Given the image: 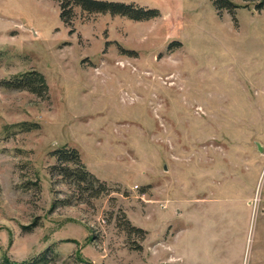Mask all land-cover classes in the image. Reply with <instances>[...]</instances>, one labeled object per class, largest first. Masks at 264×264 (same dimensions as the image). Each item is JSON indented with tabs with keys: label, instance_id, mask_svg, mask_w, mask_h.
<instances>
[{
	"label": "rangeland",
	"instance_id": "1",
	"mask_svg": "<svg viewBox=\"0 0 264 264\" xmlns=\"http://www.w3.org/2000/svg\"><path fill=\"white\" fill-rule=\"evenodd\" d=\"M123 1L160 14L0 0V261L264 264V4ZM30 68L46 95L2 83ZM64 143L103 190L52 168Z\"/></svg>",
	"mask_w": 264,
	"mask_h": 264
},
{
	"label": "trees",
	"instance_id": "2",
	"mask_svg": "<svg viewBox=\"0 0 264 264\" xmlns=\"http://www.w3.org/2000/svg\"><path fill=\"white\" fill-rule=\"evenodd\" d=\"M215 8L219 13L227 10L233 15L234 23L237 20L234 16L235 8L238 6H247V2L252 1L255 9L263 7L264 0H243L244 3H238L234 0H212ZM59 16L65 24H70L78 7L80 11L91 12H108L112 15H121L133 20H145L153 18L160 14L157 7L140 5L133 1L123 0H58ZM2 83L7 87L26 89L36 95H46L48 84L44 74L36 69L30 68L21 72L12 74L8 78L2 79ZM19 130H31L37 128L39 124L36 121L22 120L15 123ZM49 153L57 160V164L51 165L56 168L58 173L69 178L77 187L83 189H94V193L105 188L106 183L99 180L90 172L81 160L78 149L69 146L66 143L58 145L51 149ZM51 246L45 247L36 255L23 260H10L7 257L2 258L0 264H44L51 259ZM72 264H87L79 261Z\"/></svg>",
	"mask_w": 264,
	"mask_h": 264
}]
</instances>
